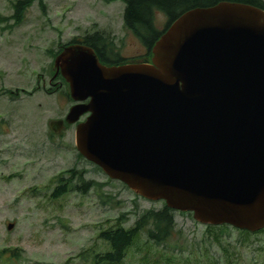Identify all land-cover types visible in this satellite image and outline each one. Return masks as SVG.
Returning a JSON list of instances; mask_svg holds the SVG:
<instances>
[{
	"label": "water",
	"instance_id": "water-1",
	"mask_svg": "<svg viewBox=\"0 0 264 264\" xmlns=\"http://www.w3.org/2000/svg\"><path fill=\"white\" fill-rule=\"evenodd\" d=\"M151 53L106 65L85 44L65 45L53 66L74 103L50 128L76 123L81 156L139 196L200 224L261 230L264 9L227 0L188 9Z\"/></svg>",
	"mask_w": 264,
	"mask_h": 264
},
{
	"label": "rangeland",
	"instance_id": "rangeland-1",
	"mask_svg": "<svg viewBox=\"0 0 264 264\" xmlns=\"http://www.w3.org/2000/svg\"><path fill=\"white\" fill-rule=\"evenodd\" d=\"M15 1L0 0V249L18 251L17 257L0 255V264H93L79 254L105 247L97 237L101 228L128 227L138 212L162 201L136 195L82 160L75 125L51 131L49 122L73 103L57 79L48 85L52 53L93 24L115 34L125 58L144 54L145 47L123 27V0H43L44 8L34 1L17 23ZM165 23L157 13V28ZM71 168L93 179V188L53 199L57 177ZM175 222L163 247L140 232L120 264H264V232L244 240L232 231L217 242L191 213L177 211Z\"/></svg>",
	"mask_w": 264,
	"mask_h": 264
},
{
	"label": "trees",
	"instance_id": "trees-1",
	"mask_svg": "<svg viewBox=\"0 0 264 264\" xmlns=\"http://www.w3.org/2000/svg\"><path fill=\"white\" fill-rule=\"evenodd\" d=\"M36 1L40 7L44 8L43 0H16L13 4V20L19 22L22 19V13L28 5ZM224 0H123L124 8L122 12V24L124 29L130 31L145 47V53L134 57L125 58L122 56L120 46L111 31L100 29L96 24L91 25L81 35L73 36L64 43H59L56 51L52 53L54 57L62 50L65 45L72 43H82L91 47L99 58L100 62L106 65H119L132 62H148L151 59V47L159 38L162 32L174 21L182 12L195 7H208ZM231 2H240L254 5L264 9V0H227ZM157 13H162L166 17V23L162 29L155 25ZM66 86V95H68V84L58 74ZM69 126L65 124V128ZM53 135V133H51ZM79 156L80 154L77 153ZM81 156V155H80ZM79 156V157H80ZM80 158L83 159L81 156ZM100 169L99 167L95 166ZM83 170L75 168L67 169L65 175L58 176L53 186L50 197L59 198L68 192H78L82 195L90 191L91 184L84 178ZM176 211L167 207L164 202L159 207H151L137 213L133 222L128 226H109L101 228L97 237L102 240L105 247L97 250L82 251L80 253L83 260L86 259L93 264H120L127 255L128 248L133 244L137 235L145 231L147 240L156 246L163 247L165 242L176 230L175 222ZM211 239L220 242L221 238H229L232 231H237L239 237L249 240L251 234L262 233L264 228L249 232L240 230L228 224L206 225ZM219 231H214V229ZM211 229V230H210ZM233 229V230H232ZM242 240V239H241ZM264 250V248H260ZM17 248H1L0 255L10 253L17 257ZM14 253V254H12ZM85 257V258H84ZM53 264V263H49ZM66 264V263H59Z\"/></svg>",
	"mask_w": 264,
	"mask_h": 264
},
{
	"label": "flooded vegetation",
	"instance_id": "flooded-vegetation-1",
	"mask_svg": "<svg viewBox=\"0 0 264 264\" xmlns=\"http://www.w3.org/2000/svg\"><path fill=\"white\" fill-rule=\"evenodd\" d=\"M151 60V59H150ZM150 60H149V62H150ZM58 74H60L59 72H55V69H54V73L53 74H51V76H49V79H48V85L49 86H54V84H55V82H54V80L55 79H57V82H58V88H60L61 86H63L64 85V83H63V81L60 79V77L58 76ZM30 92V91H29ZM86 115L87 114H84L81 118H80V120L79 121H81V120H83L85 117H86ZM65 116V115H64ZM64 116L63 117H60V118H58V119H64ZM65 124V123H64ZM73 125H75V124H73ZM65 126V125H64ZM83 175H84V178H85V175H86V173L85 172H83ZM87 181H89L91 184H93V179H87ZM93 188V186H91V188H90V190Z\"/></svg>",
	"mask_w": 264,
	"mask_h": 264
}]
</instances>
